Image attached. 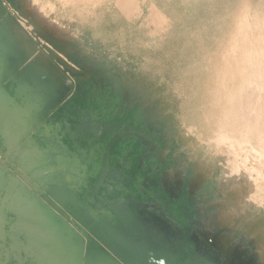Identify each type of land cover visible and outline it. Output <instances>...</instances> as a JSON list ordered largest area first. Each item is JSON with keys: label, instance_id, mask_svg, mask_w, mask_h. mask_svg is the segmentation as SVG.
Segmentation results:
<instances>
[{"label": "rangeland", "instance_id": "374dc122", "mask_svg": "<svg viewBox=\"0 0 264 264\" xmlns=\"http://www.w3.org/2000/svg\"><path fill=\"white\" fill-rule=\"evenodd\" d=\"M16 29L59 78L8 56ZM4 55L28 77L0 97V199L6 174L25 180L8 211L30 254L48 256L59 212L101 236L147 209L191 264H264V0H0Z\"/></svg>", "mask_w": 264, "mask_h": 264}, {"label": "flooded vegetation", "instance_id": "af4514ba", "mask_svg": "<svg viewBox=\"0 0 264 264\" xmlns=\"http://www.w3.org/2000/svg\"><path fill=\"white\" fill-rule=\"evenodd\" d=\"M5 169L8 170L9 166L6 165ZM16 177H20V175L14 173L10 175L6 174V186L0 199V207L2 205V198L5 195L11 179L15 180L16 189ZM13 195L6 202L5 209L3 210L4 219L0 221V225L3 227L5 236V238L0 239V263L12 264L13 262L15 264H49L46 261L47 256L44 253L39 254V256L29 253L32 252L33 246H35L36 242L34 238L32 243L30 242V244H27L28 240H26L23 235L18 234L20 224L16 221L15 217L11 218V213L8 211L9 203L14 200ZM87 208H89V206H87ZM136 209L137 208H134V210ZM87 211L92 213L91 209ZM174 212L175 215L170 213L169 218H171L170 220L177 225L178 222L175 219L178 220V217L182 216V213L184 212H182L181 209L176 211L174 210ZM156 213V211L151 213L147 209L144 210L141 222H137L139 223V227L137 228L133 226V230L131 227L126 226L125 222L120 220V218V222L118 223L119 226L117 225L116 228H113V231L109 228V222H102L100 226L97 227L100 231V236L97 233L94 235L95 228L90 219L86 218V220H84L85 218H83L82 215H75V219H70L65 217V212H59L61 218L59 223H61L62 227L65 228L64 235L68 236L63 242V252L66 250L67 252L73 254L69 257H67L66 254H63V257L68 259L67 264H69V262L70 264H80L79 258H82V261L86 259L84 262L87 264L88 259L93 261V253L96 252L98 259L103 258L105 264H181L184 262L186 264H191L190 255H192V253L189 255L186 247L184 250H179V246L175 242L176 239L172 240L173 234L170 231L173 230L172 224H166L169 226H167L169 229L165 227V225L157 219ZM66 219H69V221ZM67 227L69 230L66 229ZM178 227L181 228V226ZM138 229L139 231H137ZM134 231H137L136 234L138 235V239H141L144 244H142L139 251L137 250L135 253H128V247L124 241L130 240L127 237H132L131 235ZM23 238L25 240H23ZM45 243L46 241H44L42 245H45ZM53 243L54 246L55 244H62L59 240H54ZM147 244H150V247H152L151 253H147V251L143 252L145 251L144 248ZM158 245L159 247L157 248ZM26 246L27 250H24ZM177 250L179 251L177 255H175ZM24 251H27V254H25ZM158 251H161V255H157ZM148 259L149 261H147ZM55 264L64 263L56 262Z\"/></svg>", "mask_w": 264, "mask_h": 264}, {"label": "crops", "instance_id": "0c3cea01", "mask_svg": "<svg viewBox=\"0 0 264 264\" xmlns=\"http://www.w3.org/2000/svg\"><path fill=\"white\" fill-rule=\"evenodd\" d=\"M14 40H16L17 42L14 43L8 37L4 36V44L3 45L8 46L7 44H9L8 56H16V57L19 56V57H22V59H24V57L27 59L29 57V55L34 52L35 53L34 58L36 59V63L38 65L34 68V70H33L34 73H31V74L34 75V77L36 78L37 81H39L40 79L45 80V78L47 76L50 78V75H51V78H54L55 80L57 78H59V75H60L59 69H57L56 66L53 65L51 62L50 63L46 62L45 54L42 51H40V50L36 51L34 47L30 46L29 40L23 31L16 29ZM6 60H7L6 55H4L3 57H0V97H15V95H13V93H12V88L8 86V83L10 81H18L20 79V77L22 79L27 78L28 77V71L25 74H19L18 72H14V71L24 69V63H16V62L14 63L11 60L6 62ZM11 71H13V73H11ZM23 182H25V180H23L21 177H16V189H15L14 195H13V196H15L16 199H18L22 196ZM27 186L29 188L32 187L29 184L26 185V187ZM41 203H44V202H41ZM88 206H90L91 207L90 209L92 210L93 205L91 204ZM18 211L21 212V210H19V209H18ZM21 222H22V225H20V227H19L20 230L25 231V230H30V229L34 228L33 226L30 225V222L28 220H26V218L25 219L22 218ZM57 224L58 223L54 224L53 228L59 229L58 239H59L60 243H62V244H57V245L55 244V246L53 244V247L46 249V251L48 252V253H46L48 255L46 258V261L49 264H55L56 262H63L64 264H67L68 259L64 258L63 254H66L67 257H69L70 255H73V254L70 252H67L66 250L63 252V242L65 241L64 239H66V237L64 235L65 234V232H64L65 228L62 227L61 223H59V225H57ZM37 229H40V225H39V228H37ZM23 231H20V232H23ZM127 245H128V243H127ZM49 254H51L52 256H50ZM97 256L98 255L96 254V252H94L93 253V261L88 259L87 264H105L104 259L103 258L98 259ZM79 260H80V264H85L84 261L86 259H84L82 261V258H79ZM69 264H70V262H69Z\"/></svg>", "mask_w": 264, "mask_h": 264}, {"label": "water", "instance_id": "95a60500", "mask_svg": "<svg viewBox=\"0 0 264 264\" xmlns=\"http://www.w3.org/2000/svg\"><path fill=\"white\" fill-rule=\"evenodd\" d=\"M15 189V180L11 179L9 186L6 189L5 195L2 198V205L0 207V221L4 219V209L6 202L12 197ZM2 218V219H1ZM5 238L3 227L0 225V239Z\"/></svg>", "mask_w": 264, "mask_h": 264}, {"label": "bare ground", "instance_id": "6f19581e", "mask_svg": "<svg viewBox=\"0 0 264 264\" xmlns=\"http://www.w3.org/2000/svg\"><path fill=\"white\" fill-rule=\"evenodd\" d=\"M126 1H127V0H126ZM131 1H132V0H131ZM123 2H124V0H123ZM126 3H127V2H126ZM134 6H136V5H134ZM124 10H125V9H124ZM134 10H135V9H134ZM137 12H138V11H137ZM130 13H131V12H130ZM127 15H128V14H127ZM155 15H156V14H155ZM162 17H163V16H162ZM157 19H158V18H157ZM157 19H156V20H157ZM159 21H160V20H159ZM245 24H246V23H244V26H245ZM259 25H260V24H259ZM255 26H256V25H255ZM240 27H241V26H240ZM237 28H239V26H238ZM242 28H243V27H242ZM237 31H239V30H237ZM233 32H234V31H233ZM233 32H232V33H233ZM234 33H235V32H234ZM243 33H244V32H243ZM236 34H237V32H236ZM236 34H235V35H236ZM239 34H240V31H239ZM237 36H238V34H237ZM240 36H241V34H240ZM229 37H230V38H231V37H234V35L231 36V34H230ZM241 37H243V36H241ZM230 38H228V39H229L230 41H233V40L230 39ZM235 38H236V36H235ZM238 38H240V37L238 36ZM262 38H263V37H262ZM242 39H243V38H241V40H242ZM229 40H227V41H229ZM233 42H235V41H233ZM241 42H242V41H241ZM229 43H230V42H229ZM239 44H242V43H239ZM233 45H234V44H233ZM227 46H228V45H227ZM243 46H244V45H242V46L240 45V47H243ZM223 47H224V46H223ZM234 47H235V46H233V48H234ZM232 51H233V50H232ZM227 53H228V52H227ZM225 54H226V50H225ZM232 54H233V53H232ZM232 54H231L230 56H232ZM238 56H239V55H238ZM259 56H260V55H259ZM233 57H234V56H233ZM233 57H231V58H233ZM263 57H264V56H263ZM234 59H236V58H233L232 60H234ZM246 61H247V62L251 61V58H246ZM238 62H240V61H238ZM238 62L235 64L236 66L239 65ZM255 62H256V61H255ZM233 63H234V62H233ZM227 66H228V65H227ZM230 67H231V64H230ZM238 67H239V66H238ZM225 68H226V67H224V69H225ZM228 68H229V67H228ZM237 71H238V70H237ZM240 72H241V71H240ZM240 72H239V73H240ZM228 73L231 74V72H228ZM235 73H236V72H235ZM237 74H238V73H237ZM227 75H228V74H227ZM239 75H240V74H239ZM230 76H233V74H232V75H229L228 77H230ZM236 76H237V75H236ZM233 78H234V77H233ZM238 78H239V77H238ZM240 78H241V76H240ZM235 80H236V78H235ZM235 80H234V81H235ZM231 81H232V78H231ZM227 93H228V92H227ZM261 93H262V92H261ZM222 102H223V101H222ZM222 104H224V103H222ZM225 104H226V103H225ZM263 245H264V244H263Z\"/></svg>", "mask_w": 264, "mask_h": 264}]
</instances>
